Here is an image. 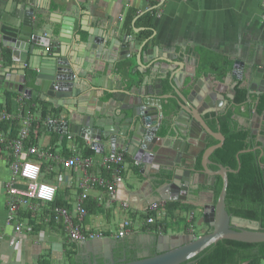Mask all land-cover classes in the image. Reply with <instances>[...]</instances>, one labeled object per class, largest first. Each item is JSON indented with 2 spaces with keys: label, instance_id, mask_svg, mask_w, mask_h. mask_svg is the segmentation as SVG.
I'll return each instance as SVG.
<instances>
[{
  "label": "crops",
  "instance_id": "0c3cea01",
  "mask_svg": "<svg viewBox=\"0 0 264 264\" xmlns=\"http://www.w3.org/2000/svg\"><path fill=\"white\" fill-rule=\"evenodd\" d=\"M31 5L35 8L37 16L43 17V22L48 27L67 24L72 25L73 19H80L83 16V27L92 30V41L83 47V52L88 53L84 58L82 79L91 81L93 78L100 89H105L104 95L95 97L89 105H97L100 117L105 118L107 124L105 136L99 140L103 144V152L98 153L94 150L95 158H100L103 154L115 151H123L125 160L123 165V182L118 184L113 194H109L104 188L94 187L89 190V195L84 204L88 205L84 224L91 230H101L105 233L102 239L87 238L79 242H70L61 223L48 222L45 214L53 207L51 204L60 201L71 208L79 194L78 181L83 171L79 167L66 168L61 163L52 161L48 158L34 157L42 167V178L52 181L57 185L55 200L51 203H39L35 211L21 208L16 215V219L33 226L31 232H15L13 223L7 221V191L6 182L11 176L10 150L3 146L0 148V264H87L88 260L94 256L102 259V254L107 245L111 246L114 257H125L127 253L135 252L137 256L143 252H153L157 250V237L160 235L150 225L143 223L142 215L145 214L149 205L161 200L163 195L169 194V189L163 188L164 180L158 178V167L163 166L164 161L146 162L140 166L135 160L133 151L135 148L127 144V137L132 133V122L113 120L112 112L125 107L126 111L131 112L128 106L133 102V96L123 94L119 89L127 90V76L114 70L111 59L114 57L120 61L117 50L108 49V44L112 36H122L128 31L134 41L130 47L131 56L122 60L129 61L134 71V78L138 81V87H133L136 94H144V88H150L158 80L159 76H168L177 64H165L162 59H153L155 48L156 55L159 57L170 54L175 50L177 58L182 61L184 73H194L195 78L201 88L206 87L210 91L213 88L227 94H231V89L241 80H234L231 76L223 81L209 71L198 70V48H206L228 55L231 59H241L247 68L252 64L264 67V0H161L159 2H148L147 0H33ZM153 11L154 31L147 39H139L138 32L143 29L133 25L126 26L125 20L129 13L136 14L135 19L144 12ZM85 21V22H84ZM65 23V24H66ZM78 32L83 38L89 34L87 30L80 26ZM114 33V35H112ZM121 39V38H120ZM144 43V44H143ZM143 44L142 63L136 61V53L140 45ZM3 50L11 53V48L2 43L0 35V105L6 107L10 103L13 110L17 106L18 94L24 88L39 90L40 82L36 76L41 71L39 69L26 67L27 73L32 76L30 84L25 87L24 81H20L19 74L8 77L7 73L1 71L12 63L4 59ZM113 52V53H112ZM152 61H154L152 63ZM145 83H142L143 81ZM132 84V83H131ZM244 87V86H243ZM114 88L115 98H110L111 94L106 89ZM165 92H174L172 87L166 85ZM10 94V96H9ZM219 94V92H218ZM35 96V97H34ZM97 98V100L95 99ZM217 100L220 96L217 95ZM28 99H33L31 105L35 107L38 101L45 103L51 114L58 116L54 119L64 121L67 118L68 110L65 108L64 99H59L54 103L37 93H32ZM29 101V100H28ZM101 101V102H99ZM99 102V103H98ZM27 102V104H29ZM241 111L245 109L242 105ZM56 110V111H55ZM77 113L76 110H72ZM254 105L250 116L236 115L239 123L251 126L253 123L264 124V115L254 119ZM39 117V111H34ZM208 114H206L207 116ZM261 115V114H260ZM77 125L72 123V130L67 134H62L57 130H50L46 126L36 127L32 136V141L41 148H48L67 158L73 154L74 148L82 153L85 147H91L89 141L79 135L76 131ZM173 118L167 115L165 120V134L158 135L163 138V144H172L174 131ZM1 128V127H0ZM2 129V128H1ZM8 137L16 134L17 128L7 124L2 129ZM78 130V129H77ZM126 132V137L121 132ZM169 135V137L167 136ZM70 136V137H69ZM114 138V139H112ZM191 140L196 141V138ZM264 144V141H261ZM207 145V137L200 139L197 143L185 144L183 146L187 155L197 156ZM166 161V160H165ZM51 168V169H49ZM93 174L103 173L99 164L96 162L89 170ZM161 171H164L161 169ZM200 177L191 172L187 176V182L199 183L200 194L193 197L190 191L180 190L178 199H168V201H178L181 204L190 205L192 209L175 210L174 214L169 215L166 205L161 207L158 212L160 218L165 219V229L162 234L183 235L190 230L189 214L193 212L195 219L194 230L192 233L200 235L209 226L208 224L198 225L202 215L200 204L213 202V191L211 193L203 191L204 182H199ZM19 185L23 182L19 180ZM161 190V192H159ZM212 194V198H211ZM123 202L128 203V207H123ZM162 212V213H161ZM156 214V212H155ZM127 217H133L134 228L124 236H117L120 223ZM159 218V217H157ZM194 223V222H193ZM188 226V227H187ZM110 241H105V238ZM15 238L14 243L10 240ZM162 245L165 242L161 243ZM119 258V259H120ZM241 264H246L242 262ZM264 264V262H261Z\"/></svg>",
  "mask_w": 264,
  "mask_h": 264
},
{
  "label": "water",
  "instance_id": "95a60500",
  "mask_svg": "<svg viewBox=\"0 0 264 264\" xmlns=\"http://www.w3.org/2000/svg\"><path fill=\"white\" fill-rule=\"evenodd\" d=\"M32 2L33 0H0L1 40L4 45L12 49V63L3 68L1 72L7 73L8 77L19 74L21 75L20 81H24L27 66L39 69L42 65L41 71L36 76L41 88L33 92L22 85V90L29 98L32 93H37L53 103L65 98L63 104L68 110L66 116L71 119V124L68 119L64 121L58 119L49 122L46 127L67 134L72 130L73 123L78 127L73 134L78 132L81 137L91 139L96 146L103 148L99 140L108 131L107 124L105 118L99 116L98 104L95 106L89 104L94 100L93 95L95 97L104 95L105 89L98 88L93 78L91 81L82 79L84 67H86L84 58L88 57V53L83 52V47L88 46L92 41V30L82 26L83 16L80 19H73L72 25L65 22L66 24L59 27H48L43 22L42 16L36 17L37 12L31 5ZM79 26L89 32L86 38L78 32ZM130 38L132 37L128 35V31L122 36H112L108 49L117 50L120 58V61L117 58L114 59L115 56L111 59L114 70L118 71L121 76L124 71L127 72L126 83L130 86L127 90H119L123 94L133 96V102L128 106L131 112L128 113L125 107H121L109 115L112 116V122L122 120L133 123L132 133L126 140L130 147L135 148L133 151L135 160L140 166L146 162L164 161L163 166L160 164L158 167V178L164 180L163 188L172 189H169L170 193L163 195L161 199H178L180 190L190 191L193 197L199 196L201 192L199 183L187 182V176L191 172L197 177L203 173L212 176L219 175L223 184L216 200L213 199L212 203L199 205L202 207V215L198 225L208 224L211 226L210 231L200 235L192 232L183 235L160 234L157 237V250L154 253L143 252L131 260H127L126 257L116 259L111 246L107 245L102 259L94 256L88 260L87 264H185L207 246L220 239L263 242L264 230L260 228L257 221L233 216L226 209L228 172L237 171V169L223 164H216L217 169L210 167L213 164L210 155L216 148L222 146L225 137L220 130H213L208 120L213 114H217V95L223 99L226 96L232 98L233 95H225L220 86L211 91L206 87L201 88L194 73H184L183 62L177 58L175 50L172 49L170 54L159 57L156 55V50L160 48L154 49L153 59H162L165 64L175 63L177 66L171 70L168 81L165 80V76L161 75L150 88H144V94H135L133 87H138V81L133 77L134 71L131 63L122 60L131 56L129 49L134 45V41ZM143 44L136 53V61L139 65H143L141 60ZM244 65L243 60L234 59L230 76L234 80H241L240 85L248 89L249 95L259 85L260 90H264V67L252 64L245 68ZM223 81L220 85L224 83ZM145 82L144 80L142 83ZM168 84L174 92H165ZM106 91L111 94L110 98H115L118 90L109 88ZM72 110H76L77 113L74 114ZM260 114L264 115V111ZM167 115L173 118L174 135L170 145H164L163 138L158 135V129L163 125ZM121 134L125 136L126 132L122 131ZM206 135H211L218 142L205 146L198 166V155L195 157L187 155L183 146L198 143ZM192 138H196V141L191 140ZM112 151L115 149L113 148ZM243 151L245 149L240 150L239 153ZM237 159L239 160L238 154ZM105 241H110V238H105ZM162 242L165 244L162 245ZM100 260L102 262H99Z\"/></svg>",
  "mask_w": 264,
  "mask_h": 264
},
{
  "label": "trees",
  "instance_id": "16d2710c",
  "mask_svg": "<svg viewBox=\"0 0 264 264\" xmlns=\"http://www.w3.org/2000/svg\"><path fill=\"white\" fill-rule=\"evenodd\" d=\"M153 11L144 12L140 14L132 23L136 14L134 12L129 13L125 20V25H133L138 27L143 26L137 34L139 39H147L154 31ZM198 70L205 72H212L219 79H224L225 76L232 70L234 60L228 55L213 51L206 48H198ZM4 59L10 60L11 53L7 50H3ZM126 61V60H125ZM129 62V61H128ZM123 76H127V72H123ZM30 76L28 73L25 76V87L30 84ZM10 96V94H9ZM17 97V95H16ZM29 100V101H28ZM27 102H32L33 99H28ZM173 101V100H172ZM174 102V101H173ZM234 102L237 104L235 109H228L227 111L219 114H213L209 118L208 123L213 130H220L224 135V142L222 146L216 148L210 155V159L213 164L210 165L212 169H217L216 164H223L237 171L228 172V185L227 193L225 198L226 209L229 214L239 216L247 220H255L259 223L260 228L264 230V156L260 159L259 155L260 149H253L254 147H259L262 142L259 141L255 135H252L250 129L242 126L236 115L250 116L253 104L255 105V110L257 113H262L264 111V91L259 95H253L249 99L248 90L246 87L240 85L237 82L235 85V95ZM245 105V109L241 111L240 107ZM12 105L10 103L5 107L11 110ZM29 106L32 111H39L40 120H44L49 117V110L44 102L38 101V104L33 107L31 103ZM0 108L3 106L0 105ZM56 111V110H55ZM53 118H57L55 114H51ZM7 124L13 125V127L19 128V123L16 120H5L0 122V127L4 129ZM41 127V123L34 124L31 130V138L29 143H33L32 136L34 134L35 128ZM16 131V133H17ZM165 121L159 129V134H165ZM260 134L264 136V125L260 128ZM16 135V134H14ZM13 135V136H14ZM12 137V136H11ZM218 141L211 135H207V146L217 143ZM245 149V151L240 152V150ZM94 149L90 147H85L82 150L83 155H93ZM237 154L239 160L237 159ZM201 153L197 158V165H200ZM223 180L221 176L216 175L215 181L210 188L214 193V200L217 199L220 190L222 188ZM55 205H65L60 201H55L51 204ZM87 210L88 205L85 204ZM192 209V206L181 204L178 201H168L166 203L167 214H174L175 210H185L188 211ZM156 215L155 212L150 214H143L142 218L148 215ZM194 224H196L194 219ZM162 225L165 229V219L156 218V220L150 224L154 229L158 225ZM188 227V226H187ZM211 230V226H208L204 232ZM153 251L152 253H154ZM127 260L135 259L137 254L135 252L127 253L125 255ZM119 259L120 256H116ZM246 264H261L264 262V241L263 242H244L233 239H220L215 243L210 244L200 253L194 256L192 259L185 262V264H241L245 262ZM99 262H102L100 260Z\"/></svg>",
  "mask_w": 264,
  "mask_h": 264
},
{
  "label": "built area",
  "instance_id": "2783aa9c",
  "mask_svg": "<svg viewBox=\"0 0 264 264\" xmlns=\"http://www.w3.org/2000/svg\"><path fill=\"white\" fill-rule=\"evenodd\" d=\"M147 1L159 2L161 0ZM28 98L27 93L22 90L17 96V106L13 110H8L5 107L0 108V122L16 120L19 123L18 131L12 137H8L0 128V148L6 146L11 154V176L5 184L8 194L6 203L7 221L13 223L14 230L17 233L22 231L31 232L33 226L30 223L17 220V213L21 208L35 211L39 203H51L55 200L57 185L42 178L41 164L33 156L48 158L61 163L66 168L79 167L82 169L83 174L78 181L79 194L73 206L69 208L55 205L45 214V220L61 223L70 242L104 237L105 233L103 231L91 230L85 226L84 219L87 210L84 202L89 195V190L94 187L104 188L109 194L115 192L117 185L123 182L124 152L111 151L96 159L94 155H83L74 148L72 155L63 158L51 149L41 148L37 144L29 143L34 124L41 123V125L47 126L49 122L57 121V119L47 117L44 120H40V116L38 117L27 104ZM87 140L92 149L98 153L103 152V148L96 146L93 140ZM96 162L103 170V173L93 174L89 171ZM19 180L23 182V186L19 185ZM166 203V199L152 202L145 214L156 212V215L151 214L144 217L143 223L146 226L152 224L157 217H160L158 212ZM122 205L124 208L128 207L127 202H123ZM189 221L191 223L190 230L193 232L195 226L193 223V212L189 214ZM133 228V217H127L120 223L116 235L124 236L132 231ZM155 230L157 233L162 234L163 226L159 224ZM14 242L15 238H12L10 243Z\"/></svg>",
  "mask_w": 264,
  "mask_h": 264
},
{
  "label": "flooded vegetation",
  "instance_id": "af4514ba",
  "mask_svg": "<svg viewBox=\"0 0 264 264\" xmlns=\"http://www.w3.org/2000/svg\"><path fill=\"white\" fill-rule=\"evenodd\" d=\"M230 73V72H229ZM227 74L226 76H225V78L224 79H222V80H224L223 82H225V79H227V77H229L230 76V74ZM248 90V89H247ZM264 90H260V85L259 86H257V87H255L254 89H253V92H251L250 93V95H249V99H251V97L253 96V95H259L261 92H263ZM228 96L229 95H233V97L232 98H228L227 96L223 99V97H220V99L219 100H217L218 98H216V100H217V114H219V113H223V112H225V111H227L228 109H235L236 107H237V104H235V102H234V95H235V86L231 89V94L229 93V94H227ZM254 105V104H253ZM244 107H245V105H243ZM254 109H255V105H254ZM256 114V115H255ZM254 119H257V118H259V116H262V115H260L259 113H257L256 112V110L254 111ZM256 116V117H255ZM242 125V124H241ZM264 124L263 123H261V124H256V123H253L250 127L249 126H247V125H242V126H245V127H247V128H249L250 129V132H251V134L252 135H255L256 136V138L259 140V141H264V136H262L261 134H260V128L263 126ZM205 137H207V135L205 136ZM260 149L261 150V152H260V155H259V158L261 159L263 156H264V144H262L261 146H259V147H254L253 149ZM263 163V166H264V161L262 162ZM214 181H215V176H212V175H209L208 173H203V174H201L200 175V180H199V182H204L203 183V185L205 184V189H203V191H205V192H209V193H211L212 192V189L210 188V185H212L213 183H214ZM213 195H214V193H213ZM211 198H212V194H211ZM214 199V198H213Z\"/></svg>",
  "mask_w": 264,
  "mask_h": 264
}]
</instances>
